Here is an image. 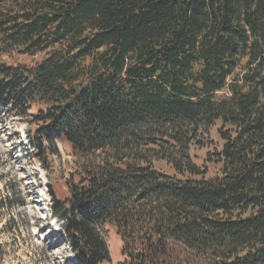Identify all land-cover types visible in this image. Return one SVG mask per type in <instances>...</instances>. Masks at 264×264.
Here are the masks:
<instances>
[{
  "label": "trees",
  "instance_id": "16d2710c",
  "mask_svg": "<svg viewBox=\"0 0 264 264\" xmlns=\"http://www.w3.org/2000/svg\"><path fill=\"white\" fill-rule=\"evenodd\" d=\"M0 106L72 148L78 264H112L107 223L124 264H264V0H0Z\"/></svg>",
  "mask_w": 264,
  "mask_h": 264
},
{
  "label": "rangeland",
  "instance_id": "374dc122",
  "mask_svg": "<svg viewBox=\"0 0 264 264\" xmlns=\"http://www.w3.org/2000/svg\"><path fill=\"white\" fill-rule=\"evenodd\" d=\"M43 56L44 53L36 56L35 61ZM31 59L28 57L27 61ZM36 111L35 108L30 113ZM219 126L202 135L203 144L191 148L194 162L206 167L208 176L219 173L217 163L209 160L223 144ZM35 128L32 117L0 108V200L11 197L4 205L0 202V264H77L76 255L61 235L62 222L52 214L51 207L54 196H69L78 162L72 148L64 142L55 141L50 150L31 144L29 134ZM156 168L174 173L162 161L156 163ZM101 230L111 263L124 264L116 229L107 223Z\"/></svg>",
  "mask_w": 264,
  "mask_h": 264
}]
</instances>
